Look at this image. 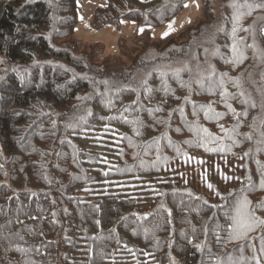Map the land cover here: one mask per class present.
<instances>
[{
	"label": "trees",
	"instance_id": "obj_1",
	"mask_svg": "<svg viewBox=\"0 0 264 264\" xmlns=\"http://www.w3.org/2000/svg\"><path fill=\"white\" fill-rule=\"evenodd\" d=\"M124 1L95 6L92 24L161 27L189 0ZM234 3L202 0L185 38L105 68L67 41L76 0H0V264H264V8L237 20ZM200 103L209 131L225 122L204 154L237 169L216 201L171 182L187 154L174 145L193 146L176 126ZM159 179L150 200L128 190ZM245 199L256 223L236 239Z\"/></svg>",
	"mask_w": 264,
	"mask_h": 264
},
{
	"label": "rangeland",
	"instance_id": "obj_2",
	"mask_svg": "<svg viewBox=\"0 0 264 264\" xmlns=\"http://www.w3.org/2000/svg\"><path fill=\"white\" fill-rule=\"evenodd\" d=\"M108 2L109 0H76L78 24L75 27L74 35L67 40L80 53L89 55L94 64L105 68H115V66H120L124 62L130 64L132 58L143 49L145 44L155 43L163 46L172 39L180 40L181 38H185V33L189 28L201 23L206 15L202 0H189L186 3L188 5L187 7L184 6L178 15L161 27H144L142 24L125 18L120 20L117 18L115 22H110L112 24L95 27L92 24L94 7L97 5H106ZM124 3L125 7L121 8V12L132 13V11H135V8L137 10L142 8L140 7L141 4L135 0H127ZM141 28H143L142 33L139 31ZM190 110L192 113V109ZM197 110L199 112L196 114L197 117L190 116L189 123L182 122L181 126L179 124L176 126L178 130H176L177 133H175L176 131L174 133L187 136L193 146L174 145L177 146L173 147L175 156L187 154L180 157L173 164V166H179L181 168L177 173L181 177L174 178L171 182L174 185L190 186L188 189L191 190L194 188L203 194L205 191L209 197L213 198L212 201H216L219 193V188L216 187L219 184L231 186L237 179V169L229 167L230 165L221 167L222 165L219 164L218 166L216 164L218 162L209 159L204 154V135L215 134L214 132L218 131V127L222 126L223 123L225 124V122H221V125H218V123L213 125L212 130H214L209 131V124L207 122L206 125L204 124V104L200 103ZM215 119L217 117H211V121ZM204 129H207V133L203 131ZM198 139H201L202 145H200ZM210 169H212L211 173L209 171ZM174 176L175 174H171V177ZM181 179L185 180V182ZM164 182L165 180L163 179H159L157 182L147 180L137 181V183L128 184V190L133 192V195L138 192L146 200H150L157 195L158 184H163ZM209 184L211 188L208 187ZM224 189H227V187H224ZM30 246L27 247L30 251L33 248L38 249L37 247ZM41 248L45 250L46 246H42ZM9 258L14 264H20L17 262L16 255L9 256ZM2 264H6L5 260L2 261Z\"/></svg>",
	"mask_w": 264,
	"mask_h": 264
},
{
	"label": "snow or ice",
	"instance_id": "obj_3",
	"mask_svg": "<svg viewBox=\"0 0 264 264\" xmlns=\"http://www.w3.org/2000/svg\"><path fill=\"white\" fill-rule=\"evenodd\" d=\"M188 5L185 4V7ZM237 11H236V16L235 18L237 20H240L245 13H241L239 10L241 7L247 8V13L248 15L251 14L252 11H254L256 8H264V2L262 3H248L247 0H245V3L243 5L236 4L234 3L232 5ZM141 33L143 32V28L139 30ZM236 28H233V33L235 34ZM167 35V33H165ZM232 51L233 53H236L237 48L235 43L232 46ZM243 58V57H241ZM104 83H108L105 81ZM223 95H227V93H223ZM255 106V105H253ZM230 107V106H229ZM223 128V126H221ZM205 133H207V129L203 130ZM215 139V138H213ZM208 151H213L214 149H207ZM220 150H223L222 148ZM209 188H211V185H208ZM262 187H264V183H262ZM249 201L246 199L243 201V204L238 203L236 205V215L232 217V223L229 224V228L235 233L236 239H239L241 237H246L248 233L252 230H254L255 223H256V217L254 213L248 208ZM199 247V246H198ZM261 251L264 252V244H262ZM252 259L256 261V264H259V258L256 256H253Z\"/></svg>",
	"mask_w": 264,
	"mask_h": 264
}]
</instances>
